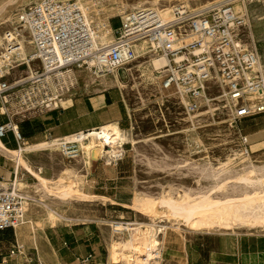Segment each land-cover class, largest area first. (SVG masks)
<instances>
[{
  "label": "rangeland",
  "instance_id": "374dc122",
  "mask_svg": "<svg viewBox=\"0 0 264 264\" xmlns=\"http://www.w3.org/2000/svg\"><path fill=\"white\" fill-rule=\"evenodd\" d=\"M34 1L37 0H16L6 5L3 10L0 9V19L10 11L23 8ZM86 1L92 10L89 13L94 18V24L106 19L109 33L105 34L104 27L99 28H102L106 39H109L110 30L117 25L121 12L144 0H93L96 5H93L94 8L99 9L95 13L91 1ZM222 1L224 0H159L156 8L168 13L170 6L177 2L184 3L189 8H199ZM232 4L235 9L246 13L242 38L254 41L260 55L261 68L264 69V0H236ZM141 60L143 59L134 62L135 66H130L128 70L118 71L120 79L128 84L126 89L103 86V83H99L101 79L91 77L92 73L81 70L78 85L72 94L107 88L121 95L127 113V125L120 127L128 129L130 141L122 145L125 152L117 163H112V159L107 162L105 157L97 159L96 155L89 164L81 162L80 157L78 160L67 161L58 151L47 150L27 155L33 169L36 166L42 167L41 175L50 179L66 177L68 174L64 169L69 168L80 179L77 184L80 182L78 186L81 191H100L107 198L62 200L40 190L29 173L20 171L21 184L16 186L29 197L25 220L31 219L40 228L38 239L42 241L47 255L42 257L31 240L24 238L28 224L25 222L18 226L21 231L17 235L13 229L0 230V264H123L122 260L113 261L108 256L111 240L117 235L116 231L111 232V221L123 222L124 225L138 221V227L143 229L148 223L155 222L160 256L150 264H264V229L261 226L238 223L226 229L216 225L211 228H191L185 221L167 218L161 207H157L160 212L151 219L150 216L126 206L133 201L135 195L156 197L170 192L177 197L183 191H206L243 165L247 166L244 159L237 158L229 165V170L212 175L219 161H224L232 151L241 150L240 133L247 134L249 139L248 155L251 163L256 166L264 165V115L233 122L219 97L220 91L214 85L207 91V97L216 99L209 102V106L202 107L190 119V114L183 112L179 97L171 90L159 88L160 74L157 73L156 79L142 75L141 68L137 66ZM106 77L110 78L111 75ZM71 96L61 106L70 103ZM2 140L9 147L16 146L12 137ZM104 148L107 149L106 146ZM0 162L13 169V162L7 157L0 156ZM94 163L98 165V173L92 176L90 171ZM118 164L123 171L117 176L121 175L122 178L116 177V173L111 171ZM87 178H93V184L102 187L82 189ZM225 180L223 188L208 191H211L212 197L237 194L244 188L251 189L232 177ZM0 182H7L8 185L9 181L0 175ZM50 211L55 212L53 219L48 217ZM65 228L77 232V236L82 238L75 241L73 236L69 240L67 237L66 245L73 253L63 252L59 256V245L54 236L52 239L48 238L54 235V231ZM123 232V237H126V232ZM16 244L21 245V252L12 257L7 256L9 249ZM88 254L91 256L88 257Z\"/></svg>",
  "mask_w": 264,
  "mask_h": 264
},
{
  "label": "built area",
  "instance_id": "2783aa9c",
  "mask_svg": "<svg viewBox=\"0 0 264 264\" xmlns=\"http://www.w3.org/2000/svg\"><path fill=\"white\" fill-rule=\"evenodd\" d=\"M86 2L37 0L0 19L1 139L8 133L16 143L24 139L18 123L61 107L76 89L81 70L112 76L154 57L166 60L158 69L159 88L175 93L186 115L216 99L207 97L214 85L233 122L264 115V69L258 68L254 41L242 38L247 16L234 8L233 0L199 8L177 2L168 16L161 8H130L121 12L106 40L100 39L102 28L92 21ZM91 130L47 139H55L64 159L76 160L79 141ZM239 146L241 153L250 152L247 134H239ZM124 152L111 155L112 163ZM8 181L7 187L0 186V230L24 223L29 200L16 186L15 173ZM17 252L16 244L6 255Z\"/></svg>",
  "mask_w": 264,
  "mask_h": 264
},
{
  "label": "bare ground",
  "instance_id": "6f19581e",
  "mask_svg": "<svg viewBox=\"0 0 264 264\" xmlns=\"http://www.w3.org/2000/svg\"><path fill=\"white\" fill-rule=\"evenodd\" d=\"M158 1L159 0L138 1L135 5H131L130 8L147 6L156 8ZM235 1L236 0H233V2ZM14 2H16V0H0V9L3 10L6 5ZM114 2L116 1L114 0ZM93 5L95 4L91 2V6ZM85 8L89 13V10H91L89 9L90 7L86 6ZM94 11H99V9H96L95 7L93 12ZM160 11L162 12V15L168 16L169 12L165 13L163 10ZM104 20L105 21L102 23L96 22L95 24L104 27L106 34L109 32H107L106 29V26H108L107 21L105 18ZM105 34H102L100 37L101 40H106L107 36L105 37ZM165 62V58L155 57L151 59V61L139 62L137 66L141 68L142 75L148 78H155L157 73H159L158 69L162 67ZM258 68H261V66L258 65ZM125 70H128V68L122 67V71ZM88 72L91 73V71ZM91 77L99 78V80L101 79L99 83H103V86H117L121 89L128 88V84L120 79L117 71H114L110 78L101 75L94 76L93 74H91ZM261 98V95L257 96L258 100ZM193 116L195 117V115H189L188 118L192 119ZM15 132L16 134L18 133L17 130ZM80 134L82 136L85 135L84 133ZM129 139L130 136L128 129L121 128L116 121L106 122L100 125L97 129L88 131L85 138L79 141L81 162L89 164L91 158L93 159L95 155L97 156V159L105 157L108 162V160L111 159V155L115 156L117 151L123 149L122 145L128 143V141H130ZM105 146L107 149L104 148ZM40 150H47L49 152L57 151L55 139H48L32 145L25 144L22 139L17 143L16 148L11 149L8 148L0 138V153L4 154L5 157L13 162L15 169V183L17 185L21 184L19 181V172H23L24 170L36 180V187L45 193L55 195L62 200H69L71 198L85 200L97 198L96 196L84 193L79 189L78 184L80 182L77 184L79 178H77V174L74 170L65 168L64 171L66 175L68 174L67 176L65 175L66 177L59 176L57 179H50L41 175V167L33 169L29 164L27 155H29L30 152H37ZM231 154L226 157L224 161L218 162L219 165L213 169L214 171L212 175H217L229 170V165L237 158L244 159V161H246L245 163H248V165L244 166L242 164L243 167L235 170L230 176H226L223 181L216 182L210 189L223 188L226 182L225 179L228 177H232L233 180L238 183H244L247 186H250L251 189L249 188L248 190L244 188L237 194H230L222 197H212L210 194L211 191L208 192L210 189L202 192H191L190 190L183 191L178 194L177 197L171 195L170 192H166V194L156 197L135 195L133 201L130 204H126V206L131 207V209H134L135 211L144 213V215L146 214L150 216L151 219L160 212L157 211V207H161L167 218L172 217L174 219L185 221V223L191 228H211L216 225L226 229L233 224L238 225V223H241V225L248 224L252 225V227L253 225L261 226V228L263 227L264 229V165L261 164L260 166H256L255 164H252L249 160V155L243 154L240 151H232ZM6 184L7 182H0L1 187H7ZM53 213L55 212L50 211L48 213L50 219H53ZM56 215L62 217L60 214L56 213ZM25 222L28 224L25 227L27 231H25L24 238H29L42 257H46L47 254L46 250L43 248V243L38 239V229L40 228L35 226L31 219L25 220L24 223ZM138 224V221L128 222L126 225L119 221L109 222V225L112 227L111 232H117L115 238H112V240L110 238L112 241L108 255L110 259L113 261L118 259L122 260L123 264H150L151 261H155V259L160 256L158 247L159 241L157 239L158 229L156 228L157 226H154L156 225L155 222L148 223L147 227L144 229L138 227ZM18 226L13 229V231L15 230L16 235L21 231V228L19 229ZM123 231L126 232V237H123ZM19 247H21V245H19Z\"/></svg>",
  "mask_w": 264,
  "mask_h": 264
},
{
  "label": "crops",
  "instance_id": "0c3cea01",
  "mask_svg": "<svg viewBox=\"0 0 264 264\" xmlns=\"http://www.w3.org/2000/svg\"><path fill=\"white\" fill-rule=\"evenodd\" d=\"M69 99L70 103L64 106L50 111H45L35 117L19 122L18 128L22 137L24 138L23 142L28 145L37 144L46 141L45 139L48 135H50L52 138H58L76 131L93 129L109 121H116L119 126L127 125L126 109L122 103L121 95L116 91H110L107 88L87 93H81L80 91L72 95ZM8 137H12V135L8 133L3 139H7ZM6 146L8 148L14 149L17 147V143L14 148L9 147L8 145ZM30 153H35V151ZM0 156L5 155L0 153ZM92 166L93 168L91 169L90 173L93 176L98 173V165L94 163ZM36 167L35 169H37ZM111 171L116 173V177H123L121 175L117 176L123 171L119 164L114 168L112 167ZM14 173V166L13 169H10V167H5V165L1 164L0 162V175H2L3 178L10 180ZM94 181L95 180L93 178H87L82 185V189L85 187L91 189H99L102 187L95 183L93 184ZM86 193L96 197H105L102 192L96 190H87ZM77 234V232L74 233L73 230L65 228L54 231V235H50L48 239H52L54 236L55 241L59 245L57 252L60 256L63 252L73 253L69 246L66 245L65 241L67 237L69 240L70 236H73L75 241L81 239L82 237L77 236ZM48 241L52 246L50 240ZM64 264L68 263L64 262Z\"/></svg>",
  "mask_w": 264,
  "mask_h": 264
}]
</instances>
